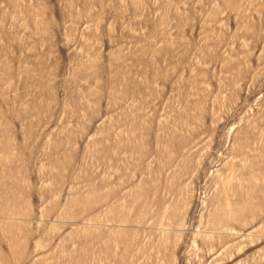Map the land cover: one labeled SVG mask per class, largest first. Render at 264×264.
Returning a JSON list of instances; mask_svg holds the SVG:
<instances>
[{"label": "rangeland", "instance_id": "374dc122", "mask_svg": "<svg viewBox=\"0 0 264 264\" xmlns=\"http://www.w3.org/2000/svg\"><path fill=\"white\" fill-rule=\"evenodd\" d=\"M0 264H264V0H0Z\"/></svg>", "mask_w": 264, "mask_h": 264}]
</instances>
